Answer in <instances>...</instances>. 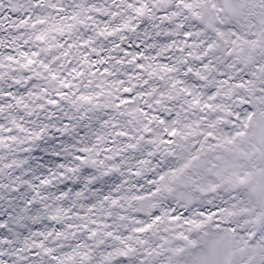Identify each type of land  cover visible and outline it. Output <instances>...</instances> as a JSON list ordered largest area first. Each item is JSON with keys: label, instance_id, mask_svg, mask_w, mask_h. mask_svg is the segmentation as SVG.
Here are the masks:
<instances>
[{"label": "snow or ice", "instance_id": "6c2138e0", "mask_svg": "<svg viewBox=\"0 0 264 264\" xmlns=\"http://www.w3.org/2000/svg\"><path fill=\"white\" fill-rule=\"evenodd\" d=\"M0 264H264V0H0Z\"/></svg>", "mask_w": 264, "mask_h": 264}]
</instances>
